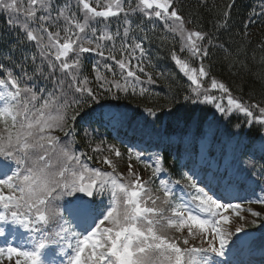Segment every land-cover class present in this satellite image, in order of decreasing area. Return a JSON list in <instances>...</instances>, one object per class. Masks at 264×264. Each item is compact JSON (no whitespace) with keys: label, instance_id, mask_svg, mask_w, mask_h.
Masks as SVG:
<instances>
[{"label":"snow or ice","instance_id":"obj_1","mask_svg":"<svg viewBox=\"0 0 264 264\" xmlns=\"http://www.w3.org/2000/svg\"><path fill=\"white\" fill-rule=\"evenodd\" d=\"M178 3L0 0V14L16 35V43L0 51V264H231L226 257L248 223L242 213L261 215L244 205L264 204V187L254 200L241 193L264 180V146L257 156L237 141L230 153L225 150L221 165L200 143V167L182 174L181 187L159 153L129 147L127 172L121 173L114 159L123 155L118 147L104 140L92 146L97 109L119 107L103 100L144 96L145 85L157 83L145 44L153 41L159 23L161 46L171 34L172 43L179 37L180 53H187L170 54L190 82L183 101L211 105L219 118L242 114L249 128L258 125L264 135V107L241 102L211 75L204 60L216 46L214 36L188 29L192 21L184 19ZM257 16L264 17V0L250 22ZM111 18L121 21L115 31ZM229 19L224 12L216 30L226 29ZM85 54L97 58L93 79L83 71ZM145 111L157 115L153 108ZM116 115L122 126L126 114ZM240 126L235 125L237 135ZM78 134L110 171L90 165L93 155L76 150ZM133 159L151 170L147 180ZM197 239L199 245L192 242Z\"/></svg>","mask_w":264,"mask_h":264},{"label":"trees","instance_id":"obj_2","mask_svg":"<svg viewBox=\"0 0 264 264\" xmlns=\"http://www.w3.org/2000/svg\"><path fill=\"white\" fill-rule=\"evenodd\" d=\"M261 3L262 0H235L234 3L233 0H204V3H201V0H179L178 7L184 19L192 21L186 25L188 29L199 30L214 36L213 43L216 46L209 48L210 57L204 60L205 65L211 66V75L225 83L231 94L241 102L257 103L264 107V17L257 16L254 22H250L253 13L261 11ZM229 4H232L230 10L228 9ZM133 6H135V0H133ZM226 11L230 16L228 27L217 31L214 24L223 19ZM6 19V14H0V51H7L10 45L16 43V35L9 29ZM140 19L137 14L136 22ZM111 21V29L115 31L121 21L116 18H111ZM245 25H248L247 29ZM163 34V25L159 23L156 25V35L153 41L145 44L152 64L155 66L149 71L153 72L157 83L145 85L149 91L144 96L137 94L122 96L118 101L103 100L101 103L105 105H119V107H113L111 110L97 109L96 118L92 122V127L96 129L93 132L95 142L92 146L104 140L118 147L123 154L120 158H114L118 171L123 163L121 161L127 159L129 147L144 150L146 155L159 153L163 157V165L167 169V174L173 180H181L186 170L184 162L192 156H197L199 142L208 130L207 125H210L213 110L211 105L190 104L183 101V96L188 93L190 82L179 72L170 54L172 50H175L181 57L187 53H180L179 37H175V43H172L171 34L165 46H161L159 37ZM204 43H207V39ZM220 45H223V48ZM25 50H29L28 46H25ZM31 50L35 51L34 48ZM85 56L87 59L84 60V74L93 79L92 65L97 58L90 54H85ZM15 57H19V52L15 54ZM192 66L198 67L199 61L194 60ZM16 72L19 74L18 70ZM157 72L167 73L168 78H157ZM3 75L0 73V76ZM40 84L43 85V81H40ZM147 108L157 110V115L149 116L145 111ZM108 112L112 113L110 117L105 116ZM118 113L126 114L122 126L116 123ZM228 119V121L224 120L223 127L217 134H214L218 145L215 148L216 151L209 149L210 157L215 158L218 164L222 165L225 150H229L230 153L231 144L237 141L242 142L248 152H255L259 156L261 151L259 147L262 144L264 146V135H261L259 126L254 125L249 128L246 124L247 118L243 116L234 115ZM236 124L241 126L238 135L232 138L234 133H237ZM194 138H199V141L196 148H190L189 145ZM77 140L75 148L78 152L84 151L93 155V160L89 161L90 165L111 170L96 161V154L91 152V148L81 135H77ZM226 141H228L227 144ZM131 163L137 171L146 174L149 178L150 173L144 165L136 161ZM262 187H264V180H257L252 188L241 194L254 200L257 195H260ZM257 205L260 207L258 212L261 215L253 217L257 221L255 225L247 223L250 231H262L264 228V204Z\"/></svg>","mask_w":264,"mask_h":264},{"label":"rangeland","instance_id":"obj_3","mask_svg":"<svg viewBox=\"0 0 264 264\" xmlns=\"http://www.w3.org/2000/svg\"><path fill=\"white\" fill-rule=\"evenodd\" d=\"M212 94L218 96L220 93L218 91H213ZM224 102L226 104V100ZM212 110H213V116L211 118L210 125L209 124L207 125L208 130H206L207 132L203 135L204 138L202 139V142H201V143H206L208 145V148L214 142V136H215L214 134H217V132L223 127L222 124H224V120L225 121L226 120L227 121L229 120L228 118H226V119L225 118H219L220 117V114L219 113H216L214 107H212ZM258 114H259L258 112H254V115H258ZM234 115L240 116V117L243 116L242 114H233L232 116H234ZM224 137H225V135H224ZM259 148H262V145ZM132 161H136V160L133 159ZM121 162H123V163L119 166V172L126 173L127 172V167H128V162H129L128 161V158L126 160H124V161H121ZM136 162H138V161H136ZM195 162H196V165L194 164ZM198 162H200V157L197 158V161H195L192 158V162L189 163L188 166H190L191 168L194 167V166L195 167H200V165H198L199 164ZM140 164H142V163H140ZM142 165H144V164H142ZM135 169H136V167H135ZM148 172L151 175V170H148ZM139 173L141 174V172H139ZM141 177L144 180H147L148 179V176L146 174H141ZM183 183H186V181H182V184L180 186H178V187H181L183 185ZM244 206H245V208L251 207L253 211H258L260 209L259 205H257V204H250V205H244ZM242 214L246 217V220L248 222L252 221L253 216L250 213L244 212ZM245 231H246V226H245ZM242 234L243 233H241L239 235H242ZM192 242L195 243V244H197V245H199V243H200V241L198 239L195 240V241H192ZM239 246H240V242L238 243L237 246H234L232 249L238 250L239 249ZM228 259H230L231 264H244V263H246V261H242V260H240L238 263H235V261H233V259H231L229 255H228ZM4 264H8V262L5 260Z\"/></svg>","mask_w":264,"mask_h":264},{"label":"bare ground","instance_id":"obj_4","mask_svg":"<svg viewBox=\"0 0 264 264\" xmlns=\"http://www.w3.org/2000/svg\"><path fill=\"white\" fill-rule=\"evenodd\" d=\"M175 124V123H174Z\"/></svg>","mask_w":264,"mask_h":264}]
</instances>
